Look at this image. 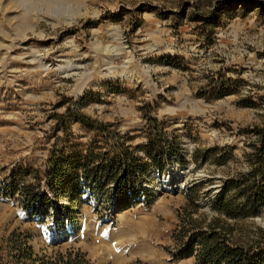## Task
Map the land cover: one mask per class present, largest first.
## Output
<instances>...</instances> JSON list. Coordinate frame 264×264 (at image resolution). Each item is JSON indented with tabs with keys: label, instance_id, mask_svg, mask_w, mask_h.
<instances>
[{
	"label": "rangeland",
	"instance_id": "obj_1",
	"mask_svg": "<svg viewBox=\"0 0 264 264\" xmlns=\"http://www.w3.org/2000/svg\"><path fill=\"white\" fill-rule=\"evenodd\" d=\"M263 125L264 0H0V264H20L18 246L28 264L67 249L92 264H198L179 254L185 190L198 186L193 218L207 224ZM122 136L149 163L151 148L174 156L126 201L84 169L77 189L50 186L57 161L95 163ZM258 226L264 206L234 230Z\"/></svg>",
	"mask_w": 264,
	"mask_h": 264
},
{
	"label": "trees",
	"instance_id": "obj_2",
	"mask_svg": "<svg viewBox=\"0 0 264 264\" xmlns=\"http://www.w3.org/2000/svg\"><path fill=\"white\" fill-rule=\"evenodd\" d=\"M82 101L83 99H80L79 103ZM152 123L153 128L151 127L149 133L153 137L151 136L147 141L151 147L154 145L160 147L163 143L162 135H153L154 132L160 131V123L155 120ZM247 133L252 134L253 141L251 151L244 153L249 169L225 181L224 191L214 198L211 205V210L216 215L209 218L207 224L204 222L206 219L203 221L193 218V213L198 211V205L192 196L198 186L194 184L186 188L185 193L190 196L191 205L187 208L183 207V212H179L180 229L176 233L179 234L177 241L180 256H194L198 264H264V227L258 226L251 237L237 236L234 230V226L238 225L239 221L261 214L264 206V125L248 129ZM120 138L124 136L118 137L115 145L111 147L113 153L103 152L95 163L87 158L82 163L71 158H68L66 163L57 161L50 171L51 175H48L50 186L61 188L63 194L70 189H77L81 181L76 180L73 173L76 175L80 169H84L86 176L93 177L92 181L97 188L109 183L114 185V196H110L108 201L113 199L126 201L129 198L128 193L138 189L141 180L139 173L147 172L151 164L162 168V154H165L167 159H172L174 156L171 148L175 146L170 145L163 153L156 152L155 156H153L154 149L151 148V163H149L142 156L135 154L126 140L120 141ZM179 149L178 147L175 151L179 152ZM122 171L127 172V175L121 176ZM103 173L108 176L102 177ZM42 198L48 199V196L43 195ZM33 199H36V196ZM69 219L74 223L75 218L69 217ZM14 235L15 233L12 237ZM15 251L18 255L14 254L15 258L20 264H28L22 262L23 259H29L33 263L36 261L33 258L32 247L18 246ZM39 259L41 264H92L83 254L71 249L65 252L58 250L53 256L44 255Z\"/></svg>",
	"mask_w": 264,
	"mask_h": 264
},
{
	"label": "bare ground",
	"instance_id": "obj_3",
	"mask_svg": "<svg viewBox=\"0 0 264 264\" xmlns=\"http://www.w3.org/2000/svg\"><path fill=\"white\" fill-rule=\"evenodd\" d=\"M2 47V46H1ZM69 68V71H76V70H79L81 68V65L78 63V62H72L68 64L67 66ZM67 68V69H68ZM76 73V72H75ZM67 75V74H66ZM171 178L169 179V181H167V185H171V188L172 189H175V186H174V183H171ZM168 187V186H167ZM179 186H176V188H178Z\"/></svg>",
	"mask_w": 264,
	"mask_h": 264
}]
</instances>
